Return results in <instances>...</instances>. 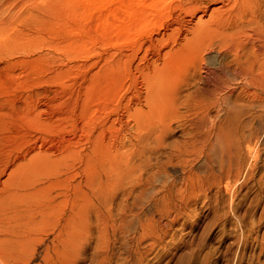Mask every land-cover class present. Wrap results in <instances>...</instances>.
<instances>
[{
    "label": "bare ground",
    "instance_id": "bare-ground-1",
    "mask_svg": "<svg viewBox=\"0 0 264 264\" xmlns=\"http://www.w3.org/2000/svg\"><path fill=\"white\" fill-rule=\"evenodd\" d=\"M166 16L132 51L87 58L62 88L52 80L83 55H0V73L28 75L1 91L0 212L30 219L61 206L65 224L100 227L117 195L123 214L151 215L173 190H192L196 171L221 183L255 163L264 0H179Z\"/></svg>",
    "mask_w": 264,
    "mask_h": 264
},
{
    "label": "rangeland",
    "instance_id": "rangeland-1",
    "mask_svg": "<svg viewBox=\"0 0 264 264\" xmlns=\"http://www.w3.org/2000/svg\"><path fill=\"white\" fill-rule=\"evenodd\" d=\"M155 1L0 0V55H83L71 60L63 78L52 80L57 88L72 85L84 73L80 65L87 58L132 51L153 37L179 4V0H165L164 5ZM10 77L21 89L28 82L24 70L12 76L0 73V92L11 84ZM175 138L176 133L171 134L167 141ZM249 147L255 163L239 178L219 183L195 170L202 182L192 190H173L151 215L123 214L118 209L123 199L117 195L119 205L104 214L100 227L94 220L86 227L65 224L61 206L48 217L34 214L26 219L6 204L0 212L4 262L264 264V141H252Z\"/></svg>",
    "mask_w": 264,
    "mask_h": 264
}]
</instances>
